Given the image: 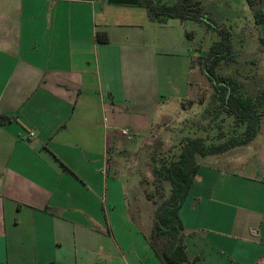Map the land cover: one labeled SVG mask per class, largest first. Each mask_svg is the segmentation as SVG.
Segmentation results:
<instances>
[{
    "label": "crops",
    "instance_id": "0c3cea01",
    "mask_svg": "<svg viewBox=\"0 0 264 264\" xmlns=\"http://www.w3.org/2000/svg\"><path fill=\"white\" fill-rule=\"evenodd\" d=\"M196 24L152 21L140 0H0V264L138 250L105 233L125 195L113 156L189 99ZM180 216L191 264H264V114L250 144L199 159Z\"/></svg>",
    "mask_w": 264,
    "mask_h": 264
},
{
    "label": "rangeland",
    "instance_id": "374dc122",
    "mask_svg": "<svg viewBox=\"0 0 264 264\" xmlns=\"http://www.w3.org/2000/svg\"><path fill=\"white\" fill-rule=\"evenodd\" d=\"M200 1L201 12L206 15L207 20L190 26L188 31L193 33V38H186L189 49L197 53L193 60L189 99L184 103L175 101L171 105L172 118L167 123L162 124L163 117H157V125L149 137L128 141L127 147L133 149L132 152L113 156L112 168L125 185V195L120 206L109 208L108 225L111 228H106L105 233L109 237L108 233L111 231L118 243L122 242L124 236L132 234L131 242L136 237L133 245L139 247L138 250H131V253L124 248L120 250V254L117 250H110L115 264H123L124 258L132 264H139L140 259L149 263V259L151 262V257L154 256L151 249L146 250L142 241L152 234L156 210L170 193L169 185L154 183V176L150 171L152 160L150 162L148 155L150 157L156 152L159 146L157 140L164 143L159 156H156L159 164L160 161L169 163L177 160L183 143L189 138L206 137L209 143L216 144L233 135H243L245 127L239 124L236 129L234 117L229 116L223 108L224 88L214 86L200 68V58L207 56L211 48L223 40L221 28L232 33L233 53L227 58L229 63L224 59L216 68L217 78H225L237 97L258 109L262 107L261 111L264 113V22L258 24L259 19H264V5L260 4V0ZM213 95L216 100L203 105L210 98L213 100ZM137 142L136 148L134 146ZM147 144H151L154 149ZM145 148L149 151H145ZM155 260V264H162L158 258L155 257ZM109 261L110 259L105 258L103 264H109Z\"/></svg>",
    "mask_w": 264,
    "mask_h": 264
},
{
    "label": "trees",
    "instance_id": "16d2710c",
    "mask_svg": "<svg viewBox=\"0 0 264 264\" xmlns=\"http://www.w3.org/2000/svg\"><path fill=\"white\" fill-rule=\"evenodd\" d=\"M140 5L147 10L152 21L165 22L167 19H179L181 21L191 20L202 23L207 20L206 15L201 12V2L198 0H167L165 2L140 0ZM263 22V18L259 19L258 24ZM215 28L219 29L218 26H215ZM220 32L223 34V40L216 43L207 56L200 58V68L214 86L224 88L223 108L229 116L234 117L236 129L239 124L242 127L244 126L245 129L242 130L243 135H233L231 138L216 144L209 143L206 137L189 138L183 143L178 159L169 163L160 161L158 164L156 162V156H159L164 144L162 140H157L159 146L156 152L150 157L148 155L150 162L152 160L150 171L154 176V183L161 186L169 185L170 193L156 210L154 229L147 240L155 256L162 264H165L162 258L163 254L169 258L172 264H191L184 242L185 228L180 210L197 177L199 159L220 155L235 147L250 144L259 132L261 118L264 114L261 111L262 107L258 109L253 104L237 97L225 78H220L221 80L217 78L216 68L221 65L224 59L227 60L226 63H229L228 57L233 53L232 33L222 28ZM188 36L192 37V34H188ZM97 40L107 43L108 36L106 33H98ZM215 100V95H213V101ZM9 121L10 118L8 117H0V125H4ZM147 145L151 147V144ZM145 151H149V149L145 148Z\"/></svg>",
    "mask_w": 264,
    "mask_h": 264
},
{
    "label": "built area",
    "instance_id": "2783aa9c",
    "mask_svg": "<svg viewBox=\"0 0 264 264\" xmlns=\"http://www.w3.org/2000/svg\"><path fill=\"white\" fill-rule=\"evenodd\" d=\"M122 134L126 136L127 138H130L133 134L129 132L128 130H122ZM31 135H34V133H31Z\"/></svg>",
    "mask_w": 264,
    "mask_h": 264
},
{
    "label": "water",
    "instance_id": "95a60500",
    "mask_svg": "<svg viewBox=\"0 0 264 264\" xmlns=\"http://www.w3.org/2000/svg\"><path fill=\"white\" fill-rule=\"evenodd\" d=\"M162 258L165 264H172L169 258L165 254L162 255Z\"/></svg>",
    "mask_w": 264,
    "mask_h": 264
}]
</instances>
